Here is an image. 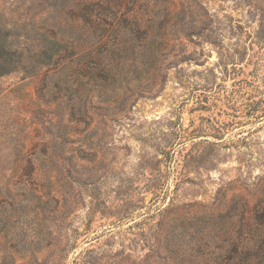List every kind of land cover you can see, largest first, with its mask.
I'll return each instance as SVG.
<instances>
[{
  "label": "rangeland",
  "instance_id": "obj_1",
  "mask_svg": "<svg viewBox=\"0 0 264 264\" xmlns=\"http://www.w3.org/2000/svg\"><path fill=\"white\" fill-rule=\"evenodd\" d=\"M92 1L0 0V264H264V0Z\"/></svg>",
  "mask_w": 264,
  "mask_h": 264
},
{
  "label": "trees",
  "instance_id": "obj_2",
  "mask_svg": "<svg viewBox=\"0 0 264 264\" xmlns=\"http://www.w3.org/2000/svg\"><path fill=\"white\" fill-rule=\"evenodd\" d=\"M122 1H113V0H95L92 2H87L82 6L83 16L86 17V21L91 26V32L93 35L99 36L109 35L114 32L116 29L122 30L125 29L120 27V23L128 21L130 15L135 16L134 20L137 22L141 21V14L135 9H129L128 7H122ZM126 4V3H125ZM124 6V5H123ZM139 28V27H137ZM50 42V41H49ZM55 39H51V43H55ZM100 43L103 44L104 40H100ZM58 44V43H57ZM26 45V44H25ZM18 46L16 49L0 53V75L4 74L5 66L12 64V62L21 65L22 68L30 60H33V64L44 65L50 63V61L57 54V49H50L47 46L41 47L39 50L32 51L28 50L26 46ZM85 50V49H84Z\"/></svg>",
  "mask_w": 264,
  "mask_h": 264
}]
</instances>
